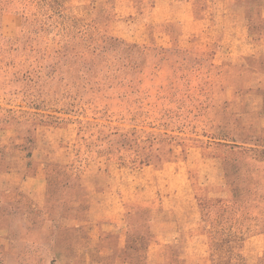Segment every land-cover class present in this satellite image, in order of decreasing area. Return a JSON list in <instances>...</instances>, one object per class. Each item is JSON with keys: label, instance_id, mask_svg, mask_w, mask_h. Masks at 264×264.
Returning <instances> with one entry per match:
<instances>
[{"label": "rangeland", "instance_id": "obj_1", "mask_svg": "<svg viewBox=\"0 0 264 264\" xmlns=\"http://www.w3.org/2000/svg\"><path fill=\"white\" fill-rule=\"evenodd\" d=\"M18 180L0 264H264V0H0Z\"/></svg>", "mask_w": 264, "mask_h": 264}, {"label": "crops", "instance_id": "obj_2", "mask_svg": "<svg viewBox=\"0 0 264 264\" xmlns=\"http://www.w3.org/2000/svg\"><path fill=\"white\" fill-rule=\"evenodd\" d=\"M20 180V179H19ZM19 180H18V182L17 183H15V185L13 184V185H11L10 187H7V186H3L2 185V183L0 182V202H4V201H9V200H11V197H13L12 195H14L16 192V187L17 188H19V190H21V191H23V192H25V186H24V184H27V183H21L20 184V182H19ZM28 182V181H27ZM8 193H11L12 195H7ZM31 196H32V198H33V200H35L36 201V195L34 194V193H31ZM38 198V203H40V196H37ZM44 201L42 200V202H41V204L43 203ZM2 204L0 203V206H1ZM39 205V204H38ZM3 216V218H6V217H8V213L6 214H4V213H0V217H2ZM102 227H104L102 230H105V225L104 224H102ZM8 228L6 227V226H1L0 227V242L1 243H4L5 241L7 242V240L9 241V237H7L8 235V230H7ZM21 229V228H20ZM22 230V229H21ZM25 230H27V229H24V231ZM45 230H49V229H45ZM50 231V230H49ZM104 234H105V232H104ZM124 238H126V235H124L123 236V238H122V240L124 239ZM125 239L123 240V241H121V243H119V248L120 247H123L124 249H125ZM5 244V243H4ZM5 246H7V245H5ZM121 250H122V248H120ZM101 254L103 255V251L101 252ZM60 260V259H59ZM58 259H57V261H55V264H82V262H81V260L80 259H66V260H64V261H59ZM28 262V261H27ZM102 262H104V259H101V264H102Z\"/></svg>", "mask_w": 264, "mask_h": 264}]
</instances>
